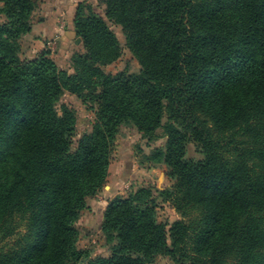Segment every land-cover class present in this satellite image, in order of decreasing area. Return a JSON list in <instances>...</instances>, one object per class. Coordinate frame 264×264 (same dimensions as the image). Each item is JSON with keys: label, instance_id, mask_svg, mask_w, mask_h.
<instances>
[{"label": "trees", "instance_id": "16d2710c", "mask_svg": "<svg viewBox=\"0 0 264 264\" xmlns=\"http://www.w3.org/2000/svg\"><path fill=\"white\" fill-rule=\"evenodd\" d=\"M74 16L83 53L71 73L42 52L20 58L36 0H0V264H82L75 227L103 186L123 124L165 147L144 158L173 183L159 197L179 214L167 229L140 188L111 202L110 253L86 264H264V0H103ZM136 73H106L122 47ZM97 106L74 150L65 94ZM163 118L166 122L163 124ZM194 143L202 159L186 160Z\"/></svg>", "mask_w": 264, "mask_h": 264}, {"label": "rangeland", "instance_id": "374dc122", "mask_svg": "<svg viewBox=\"0 0 264 264\" xmlns=\"http://www.w3.org/2000/svg\"><path fill=\"white\" fill-rule=\"evenodd\" d=\"M86 2L100 16H103V0H36V8L31 16L30 32L20 39V58L32 60L42 52L48 51L49 58L59 69L71 73V57L74 53H83L82 41L76 36L73 21L78 4ZM3 16H0V23ZM122 47L118 60L103 69L106 73L116 74L120 71L138 72L137 60L125 46L124 37L119 27L110 26ZM71 109L76 118L75 131L71 137L74 150L77 142L90 133L95 120L97 106L91 101L65 93L58 103ZM166 119L163 118V124ZM156 139L147 142L137 133L135 127L123 124L118 130L110 156L108 174L105 183L92 197L86 199V208L80 213L75 227L78 231L77 248L87 253L83 260L109 255L111 244H108L102 232L104 214L111 202L126 198L140 188H148L157 198V221L166 224V228L180 219L171 206L159 197L162 190L169 188L173 181L168 176L164 164H152L144 158L155 148H164L166 137L163 129L156 131ZM186 160H200V149L194 143L186 146ZM235 260L229 258L228 264ZM152 264H175L168 256H161Z\"/></svg>", "mask_w": 264, "mask_h": 264}]
</instances>
